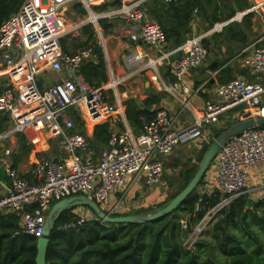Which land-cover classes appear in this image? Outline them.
<instances>
[{
    "label": "built area",
    "instance_id": "built-area-1",
    "mask_svg": "<svg viewBox=\"0 0 264 264\" xmlns=\"http://www.w3.org/2000/svg\"><path fill=\"white\" fill-rule=\"evenodd\" d=\"M106 1L26 0L0 28V78L5 77L0 91V117L9 115L11 120L10 131L0 134V142L23 134L36 154V177L31 182L14 167L12 151H5L1 167L10 182L0 178V214H16L23 232L36 238L43 236L54 204L64 199L86 196L96 201L108 216H124L126 211L120 206L121 200L113 204L112 197L119 192L123 198L128 179L140 177L145 172L147 185L161 184L165 174L163 158L181 145L209 144L210 129L231 110L244 106L247 108L245 113L249 112L254 119L264 118L263 34L244 51H250L246 64L252 81L236 79L217 84L215 98L200 110H195L186 100L194 120L182 129L175 127L174 119L166 109L157 111L151 118H143V132L139 135L129 127L123 131L110 128L109 146L96 159L88 137L75 131L71 114L82 116L89 129L112 117L126 122V108L118 96V85L128 76L117 81L112 79L110 84L101 87L91 85L82 68L94 56V48H78L66 53L62 48L64 40L82 33L89 25H93L96 35L102 38L100 20H123L134 43L145 46L149 55L150 51L163 55L154 60L144 52H135L124 58L128 69L140 67L138 73L153 70L154 80L161 83L157 65L167 60L170 75L176 80L174 87H177L206 63L210 54L204 41L209 35L221 33L233 22H242L249 14L262 12L264 15L263 0L230 20L215 24L206 34L194 36L174 52L164 53V31L150 17L145 6L147 0H127L118 9L96 13L94 7ZM77 7L87 12V18L81 16L75 22L72 11ZM175 53H181V56L172 60ZM147 58H150L149 63L144 65ZM48 74L63 75V78L50 84ZM110 91L117 96L114 103L108 99ZM29 132L34 136L29 137ZM42 140H59L65 157L57 161L36 151ZM263 165V127L249 128L227 140L212 164V174L209 170V177L204 181L205 188H209L207 193L221 194L223 201L204 220L211 214L212 219L240 196L259 193V200H264V189L249 184L251 170ZM83 211L87 210L77 208L75 222L68 227L82 226L90 220ZM203 225L204 221L186 242L187 249L202 233Z\"/></svg>",
    "mask_w": 264,
    "mask_h": 264
},
{
    "label": "trees",
    "instance_id": "trees-1",
    "mask_svg": "<svg viewBox=\"0 0 264 264\" xmlns=\"http://www.w3.org/2000/svg\"><path fill=\"white\" fill-rule=\"evenodd\" d=\"M25 1L0 0V28L9 17L21 9ZM122 4L123 0H108L95 6L94 11L99 14L118 9ZM234 4L239 11H244L246 7L242 0H226V3L224 0H171V2L147 0L145 6L150 17L161 25L168 43L167 49L172 51L188 41L187 34L192 33L189 27L197 16L207 20L208 25L205 30H210L215 24L224 23L235 16ZM77 10L80 16L87 15L85 10L79 7ZM161 11L163 13L159 14ZM252 17L251 14L245 16L238 28L252 25ZM171 18L176 25L179 24V28L173 27ZM119 21L122 20H100L99 24L104 35L114 33ZM238 25L232 23L225 26L219 37L225 38L230 34L227 39L235 40L234 34L241 32L240 29L235 31ZM83 35L87 37V41L92 40L96 35L93 25L85 27ZM208 43L209 41L205 42L207 48H209ZM85 46L89 47V45H81L79 48ZM62 48L66 53L72 52L66 40L62 42ZM95 54L98 59L86 61L82 73L88 83L101 87L108 82V76L102 49L98 46L94 47ZM213 63L216 65L212 70L219 71L220 84L235 80L231 67L223 68L225 62L216 59ZM209 83L212 84L211 81ZM148 104L150 103L145 102L144 105H140L136 99H130L126 103V117L136 135L143 132L142 119L151 118L156 114L151 111ZM243 109L244 106H240L228 113H241ZM71 118L75 131L85 134L84 121L77 113H72ZM10 128L9 115L1 116L0 134H7ZM227 131L228 129L220 134L216 133L209 144H196L199 149L197 161L180 174L183 180L177 192L171 197V201L187 187L211 145ZM16 137L19 150L12 159H14V167L19 169L23 156L29 155L32 148L27 145L23 134H17ZM88 137L95 158L99 159L102 151L109 146L110 124L98 125L92 136ZM0 153L5 151L0 148ZM0 178L7 183L10 182L1 167V160ZM204 181L205 178L199 187L204 185ZM198 188L177 210L155 221L106 224L98 221L93 210L88 208L94 218L82 226L72 228L68 226L75 222L77 208L66 210L55 222L51 232L47 262L48 264H264V200L250 205L247 195L240 196L219 211L205 226L191 248L185 247L200 223L223 201L221 194L209 195L207 192L200 194ZM167 204H162L157 210ZM153 212L148 210L145 215ZM20 222V217L16 214L8 216L0 214V264H36L38 238L25 234Z\"/></svg>",
    "mask_w": 264,
    "mask_h": 264
},
{
    "label": "crops",
    "instance_id": "crops-1",
    "mask_svg": "<svg viewBox=\"0 0 264 264\" xmlns=\"http://www.w3.org/2000/svg\"><path fill=\"white\" fill-rule=\"evenodd\" d=\"M165 1L171 2V1H167V0H165ZM224 3H226V0H224ZM233 6H234V9L236 10V14L239 12H245L246 10H248L247 4H245L247 9L245 7L244 11H239L235 4ZM162 13H163L162 11L159 12V14H162ZM251 15L253 16L252 22L254 23L256 21V19L254 18L253 14H251ZM163 17H165V16L163 15ZM196 18L197 19L195 21H192V23L189 27V29H190V31H192V33L187 34L188 35L187 40L192 39L196 35L197 32H204L206 34L209 31V30H205L206 26L208 25L207 20L204 19L203 17H198V16ZM171 22H172L174 28H179V24L176 25L172 18H171ZM242 23H243V21L242 22H233V24H242ZM252 28L255 30V31L253 30V32L258 31V29L254 28V26ZM121 29H120V31L116 29L114 31V33H112V35H111V37L114 40L118 41L115 49L112 51V55L114 57V62H115V73L117 74L118 79H122L124 76H128L127 80L124 82V83H126L127 81H129L130 79H133L135 77V72L127 73V70L128 71H131V70H129L128 67L126 66V64L124 62V58L126 56H129V55L135 53V52L136 53L144 52V53H146V55L147 54L149 55V50L145 46L141 45V43H139V44L134 43L130 39L129 33H128V27L122 26ZM237 29H240L239 31H241V30L244 31L245 28H237ZM82 34H83V32H82ZM182 34L185 36L184 32H182ZM219 35H220V33L209 35L207 37V41L210 42V39H208L209 37L220 39ZM185 43L186 42H184V44ZM217 44L219 45V42ZM164 48L165 49L168 48V43H166ZM178 48L179 47H176L172 51H166L165 50V52H174ZM102 51H104V49ZM127 51H129L130 53L125 55L122 58V61H123V64H122L120 61V56H121L122 52H127ZM152 52L150 51L149 57H151ZM223 52L227 53L226 50H223ZM214 55L215 54H213V56ZM249 55L250 54L248 52H244V50H243L240 54H237L235 57L231 56L227 59H222V58L218 57V59L221 60L222 62H225L223 68L227 69L228 67H231L232 74H233V77L235 80L236 79H248V80L252 81L253 78L249 75V72L247 69V64H246L247 58L249 57ZM153 56L154 55H152V57ZM180 56H181V53H175L171 57V59L174 60ZM211 56H212V53H211ZM225 60H227V61H225ZM215 65H216V63H214V65L212 64L210 66V69L206 70V72H205L204 68H200V70L193 72L190 76H188L187 80L183 84H179L177 87H174L176 84V80L170 75L169 70L163 75L159 74L161 83H158L155 80L151 81L149 83L151 91L148 92L149 85H148V82H146L145 87H147V88H146L145 96H143L141 98V102H138V103H140V105H144L145 102H149L150 104H148V105H151V106H149L151 108V111L155 112V113L159 110L166 109L169 112L170 117L172 119H174L175 127L177 129H182V128L190 125L194 120V116H193L192 111L186 106V100L190 101L189 104L195 110H200L205 106V103L207 102V101L201 100V98L199 96L200 93H203L204 96H202V97L206 98V100L209 99V96H207L206 94H211L209 101H212L215 98V87L217 86V84H220L219 80L217 79L219 77V71L215 72L212 70V67H214ZM213 72H215V74L218 75L217 78H212V76H210L211 74H213ZM149 73H151V75H152L151 77H152V79H154L153 73L152 72H149ZM50 77H52V80L60 81L63 78V75L50 74ZM1 79L4 82L5 77L0 78V80ZM209 80H213V81H211L212 85H214V82L216 84L215 87L213 88L212 92H207L208 90L206 88V85H207ZM138 81H139V79L133 81V83H136ZM2 83L0 82V91H1L2 85H3ZM49 83H50V81H49ZM131 83L132 82H128L129 85ZM208 88H210V87H208ZM110 94H113V99H111L112 102L111 101L110 102L114 103L115 100L117 99V96L115 95V92L110 91L108 93V99L109 100H110ZM132 95L135 96V98H136V92H134L131 89L130 90L127 89L124 92L118 91V96L123 100L125 108H126L127 101L130 99V96H132ZM244 110H247V108H244ZM247 113H249V112L244 113V115H246ZM79 117L85 123L84 130H86L87 132H85L84 135H86L87 137L88 136L91 137L95 128L98 125L96 127H94L93 129H89V127L87 126V123L82 118V116H79ZM126 119H127V117H126ZM240 122H238V123H240ZM104 123H109L110 128H113L116 130H121V131L125 130L127 127L131 128L129 123H128V120L126 122H124L122 119H118L117 117H112V118H110V120H108ZM104 123H102V124H104ZM218 125L213 126L210 129V132L212 134H213L214 129ZM24 136H25V139L27 141V136L26 135H24ZM28 136L33 137L34 135L32 132H29ZM209 138L211 139V136ZM11 143L14 146H16V150H17L18 140H17L16 136L11 137ZM57 144L59 145V148L61 149L62 153L59 157L54 158V156L56 155L55 152L57 151ZM192 145L197 147L196 144H192ZM192 145H189V146H192ZM61 146L62 145H61L59 140H49V141L42 140L39 143V146H37L36 151H42L46 156H48V154H49V156H51L52 159L59 161L60 159H63L65 157V153H64ZM31 152H33L34 158H32L31 156L29 157L28 155L23 156L18 170L21 172L22 176L26 177V179L28 178V180L33 182L35 180V177H36V175H35L36 154H35L33 149H31ZM173 153L171 155L163 158V162L165 165H166V163H165L166 158L171 157L173 155ZM3 155H4V153H0V158H2ZM182 172L183 171H181L180 174ZM143 176H144V178L143 177L142 178L135 177V178L128 179V182H127L126 188H125V192L126 193L128 192V194H127L128 199L130 197L133 198L134 196H131V194L137 193V192H139V189H141V187H139V185H141V182L145 180V175L143 174ZM249 184L252 186L260 187L261 189H264V165L259 167V168H253L251 170L250 176H249ZM151 187H158L157 189H160L162 191V192H160V194L152 195L155 199L158 200V199H161L164 197L163 194H164L165 190L162 188V187H164L162 185V182L159 185L151 186ZM121 195L122 194L119 192L114 194L112 197V203L117 204L118 203L117 199H119L121 197ZM251 195H253V194H251ZM152 196L149 195V197H152ZM78 209H81V208H78Z\"/></svg>",
    "mask_w": 264,
    "mask_h": 264
},
{
    "label": "rangeland",
    "instance_id": "rangeland-1",
    "mask_svg": "<svg viewBox=\"0 0 264 264\" xmlns=\"http://www.w3.org/2000/svg\"><path fill=\"white\" fill-rule=\"evenodd\" d=\"M127 0H123V2H126ZM244 4H248V9L252 8L253 6H257L258 4H260L263 0H242ZM249 3H251V5L249 6ZM99 6V5H97ZM80 9H82L81 7H79ZM83 10V9H82ZM247 11V10H246ZM72 13H74V16H72V20L73 21H77L79 18H81L80 14L78 13L77 8L73 9ZM78 13V14H77ZM254 18L256 19V21L253 23L252 21V25L246 26L244 31L241 30V32H236L234 34V41L228 40L227 37H230V34L227 35V37L225 38H212L209 37L208 39H210V42L207 44L209 48H207V50L209 51V57L206 61V63L201 67L204 68L205 72L206 70L210 69V66L213 63L214 60L219 58L222 59H227L231 56L235 57L237 54H240L243 50L245 51L250 45H252L260 36H262L264 34V15L261 12L260 14H255L253 13ZM84 17V16H82ZM71 18V17H70ZM87 18V16H86ZM85 19V18H83ZM111 21L113 20H117V19H110ZM226 22V21H225ZM118 26L116 27L117 30L120 31L122 26L128 27V25L122 20L121 22H118ZM240 26V24L237 26V28ZM257 28L258 31L257 32H253V27ZM115 29V30H116ZM122 30V29H121ZM238 29H236L235 31H237ZM255 31V30H254ZM223 33V32H222ZM220 33V35L222 34ZM240 33V35H239ZM205 34L204 32H197L195 36H201ZM218 34V33H217ZM112 34H108V35H104L103 33V37L100 38L98 35H94L93 39L90 41H87V37L85 35H83L82 33L78 32L72 36H70L69 38H67L66 42H67V46L70 48V50L73 52L76 49L79 48V46L81 45H89V47H101L102 50L104 49V51H102L103 55H104V60H105V69H106V73L108 76V84H110V82H112V79H115V81L118 80V76L115 73V62H114V57L112 55V51L115 49L117 42L116 40H114L111 37ZM212 39V40H211ZM207 41V39H205L204 41V45L205 42ZM219 42V45L217 44ZM86 48L88 46H85ZM83 47V48H85ZM168 51V49L164 48L163 52L164 53H168L165 52ZM223 50H226L227 53H224ZM130 52H122L121 56H120V61L123 64L122 58L129 54ZM212 53V56H211ZM250 54V51L248 52ZM213 54H215L213 56ZM152 55H154L152 57ZM163 56V55H162ZM161 54L156 51V52H152L151 53V57L154 60L155 59H159L162 58ZM150 58H147L144 60V65L149 63ZM98 57L96 56V54L88 61H95L97 60ZM140 67H134L133 69H131V71L127 70V73L130 72H135V77L133 79H130L129 81H127L126 83H121L120 85H118V91L120 92H124L127 89H131L134 92H136V98L135 96H130V99H137L138 102H141V98L143 96H145V92H146V88L145 87V83L148 82L150 83L151 81H153L154 79H152V75L149 72H152L153 74H155V72L153 70L151 71H143V72H137L139 70ZM157 69L159 74L163 75L168 71V66H167V60H165L163 62V64H158L157 65ZM200 70V69H198ZM197 70V71H198ZM208 74V73H207ZM214 74V75H213ZM213 74H209L210 76H212V78H217L218 75L215 74V72H213ZM214 76V77H213ZM53 77V76H52ZM52 77H50V74H48V79L50 81V84H55L56 82H58V80H52ZM139 79L138 82L133 83V81ZM219 79V77L217 78ZM209 81H213V80H209ZM208 81L206 88H207V92H212L213 88L215 87V82L214 85L210 84ZM0 82L2 83L3 80L1 79ZM128 82H132L130 85L128 84ZM220 83V82H219ZM210 87V88H208ZM133 88V89H132ZM207 96H209V99L206 100V98H203L202 96L203 93H200L199 96L201 98V100L203 101H209L210 100V96L211 94H206ZM129 98V97H128ZM113 99V94H110V101L112 102ZM129 99V100H130ZM127 100V99H126ZM263 100V104L264 105V96L262 97ZM151 106V105H149ZM245 110L243 109L241 113H237V114H229L226 113L221 117L220 120V124L215 128V132L214 136L213 134L210 135L211 139L209 141V143L213 140L212 137H215L216 133L220 134L222 131L227 130L228 131L230 129H232L237 122L243 121L244 119V112ZM236 123V124H235ZM84 132H87L86 130H84ZM225 133V132H224ZM222 135V134H221ZM89 139V137H88ZM192 144H188V145H181L179 147H177L173 153V155L171 157L166 158L165 163V174L164 177L162 179V185L164 187H162L165 191L163 194V198L161 199H155L152 195H156V194H160V192H162L160 189H157L158 187H151L149 185H147L146 183V177L145 180L141 182V185H139V187H141V189H139V192L131 194V196H134L133 198H129L127 197L128 192L124 193L123 198H119L117 200H121V205L122 206V210L126 211V214H130V215H134L136 210H142V216L145 215L146 211H155L157 212L158 208L162 205V204H167L169 203V201H171V197L177 192L179 186H181L182 183V178L180 176V172L181 171H186L189 167H191L193 164H195V162L197 161V155H198V148L196 146H189ZM0 148L3 149L4 151L10 149L12 151V158H15V156L17 155V152L19 150V145L17 146V150H16V146H14L11 143V137L3 140L0 142ZM61 149L59 148V145L57 144V151L55 152V156L54 158H57L61 155ZM33 152L30 151L29 153V157L31 156L32 158H34L33 156ZM48 158H51V156H49L48 154ZM14 160V159H13ZM198 165V164H197ZM201 166V163H200ZM199 166V168H200ZM212 167V165H211ZM210 167V171L211 174L213 172V168ZM199 170V169H198ZM179 172V173H178ZM145 172H143L142 174H144ZM144 178L143 175H141L140 177L137 178ZM206 177H209L206 175ZM209 188L206 187L204 185H202L201 187L198 188V192L201 193H205L208 192ZM149 195H151L152 197H149ZM122 196V195H121ZM245 196V195H244ZM259 193L253 194V195H247L248 200L251 202V204L253 203H257L259 202ZM165 207V206H164ZM83 209H86L87 211H83L86 213V218L87 219H92L94 218V215L89 211L88 208H84V207H80ZM153 212V213H155ZM259 215H261V212L259 213ZM212 214L209 216V218L207 220H203L204 221V225L202 228H204L209 221H211ZM202 221V222H203ZM201 222V223H202Z\"/></svg>",
    "mask_w": 264,
    "mask_h": 264
},
{
    "label": "water",
    "instance_id": "water-1",
    "mask_svg": "<svg viewBox=\"0 0 264 264\" xmlns=\"http://www.w3.org/2000/svg\"><path fill=\"white\" fill-rule=\"evenodd\" d=\"M214 65V64H213ZM42 79L40 82L42 83ZM149 88L148 92L151 91L150 84L148 83ZM255 127H264V118L254 119L250 113H247L244 116L243 121L236 124L232 129L223 133L219 136L217 140L211 145L206 156L204 157L201 166L194 178L187 185V187L175 197L169 204H167L162 209L158 210L155 213H150L142 216V210H136L134 215L129 216H119L111 217L106 214L99 204L91 198L86 196L72 197L64 199L60 202H57L51 209L48 214L45 231L41 238H38L37 244V255H36V264H48L47 262V253L48 245L50 242V235L54 229L55 222L58 218L66 211L72 208H90L93 210L95 215L98 218V221H101L106 224H129V223H142L149 222L161 219L165 216L170 215L172 212L177 210L179 206L200 186L206 174L208 173L211 165L215 161L219 150L222 145L229 140L230 138L240 134L241 132ZM252 205V204H250Z\"/></svg>",
    "mask_w": 264,
    "mask_h": 264
}]
</instances>
